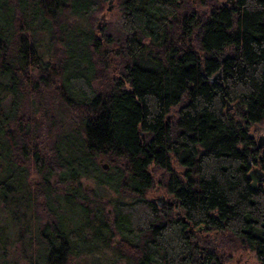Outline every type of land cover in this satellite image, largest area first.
<instances>
[{
	"label": "trees",
	"instance_id": "trees-1",
	"mask_svg": "<svg viewBox=\"0 0 264 264\" xmlns=\"http://www.w3.org/2000/svg\"><path fill=\"white\" fill-rule=\"evenodd\" d=\"M104 1L0 0V264H264V0Z\"/></svg>",
	"mask_w": 264,
	"mask_h": 264
},
{
	"label": "rangeland",
	"instance_id": "rangeland-1",
	"mask_svg": "<svg viewBox=\"0 0 264 264\" xmlns=\"http://www.w3.org/2000/svg\"><path fill=\"white\" fill-rule=\"evenodd\" d=\"M109 5L111 6V9L107 10ZM113 24L115 26L119 24V11L117 10V1L112 0V2L109 4V0H105L104 9L102 11L96 12L95 14L94 26L95 28H97V30H100L103 26L108 27V25L111 26ZM107 49H110V48L108 47ZM25 101L27 104L26 107L30 106L32 109H34L35 106H38V101H50V100H49V96L47 95V93L44 92L41 95L36 96V98H27ZM28 101H29V104H28ZM175 112H176V108L172 110V114H175ZM38 114H39V111H38ZM43 129L45 130L44 126H43ZM263 129H264V121L251 127L250 134L254 136L255 141H258V138L260 136H264ZM99 163L101 166L103 164L108 165V163L102 159L99 160ZM107 168H104V169H107ZM256 168L259 169L258 167H252L251 170L256 169ZM31 175H32L31 176L32 179H38L34 172H32ZM160 175H161L160 172L156 173V176L154 178L155 184L148 191V193L146 194V197L155 202H159L161 199L163 201V204L169 203V201H171L173 197L172 195L166 193L163 187L160 185L159 179H158V176ZM81 181H82L83 186L86 189H92L94 185L92 180L82 179ZM105 209H107V212L110 213V206L106 205ZM175 211L179 213L178 209H176ZM211 235L214 236L215 239H218L216 237V234H211ZM108 242H109L108 245L107 246L103 245V248H101L100 251L94 252L88 256L74 259V261L72 260L70 264H75L76 262H77L76 264H126L124 259L116 257L114 253V246L118 244V236H113L111 240H108ZM19 248H20V245L19 243H16V242L13 245L8 246L10 257L13 254V252L14 253L16 252L17 260L20 263H25L26 260L22 259L21 254H19V250H18ZM224 254L226 255L225 264H258L256 256H255V252L251 249L229 250V251H224ZM13 256H15V254Z\"/></svg>",
	"mask_w": 264,
	"mask_h": 264
},
{
	"label": "water",
	"instance_id": "water-1",
	"mask_svg": "<svg viewBox=\"0 0 264 264\" xmlns=\"http://www.w3.org/2000/svg\"><path fill=\"white\" fill-rule=\"evenodd\" d=\"M112 2V0H109V4ZM224 3H227L229 5H233L234 0H225ZM111 6L109 5V7L107 8V10H110ZM218 77V76H217ZM231 107L229 106L227 109L229 110ZM257 147L258 148H263L264 147V141H257ZM103 168H107L108 165L103 164L102 165ZM248 178L251 181V185L253 188H256V184L258 182H262L264 181V172L259 170V169H252L249 171L248 173ZM170 203H173V201H169Z\"/></svg>",
	"mask_w": 264,
	"mask_h": 264
},
{
	"label": "flooded vegetation",
	"instance_id": "flooded-vegetation-1",
	"mask_svg": "<svg viewBox=\"0 0 264 264\" xmlns=\"http://www.w3.org/2000/svg\"><path fill=\"white\" fill-rule=\"evenodd\" d=\"M263 132H264V129H263ZM250 137L253 139V141L256 143V145H257V141H255V139H254V136L252 135V134H250ZM258 141H264V136H260L259 138H258ZM260 149H262V150H264V147L263 148H260ZM260 169V168H259ZM261 171H263L262 169H260ZM264 172V171H263ZM258 185H264V181H262V182H258L257 184H256V187L258 186ZM163 201L160 199V201H159V203H162Z\"/></svg>",
	"mask_w": 264,
	"mask_h": 264
}]
</instances>
